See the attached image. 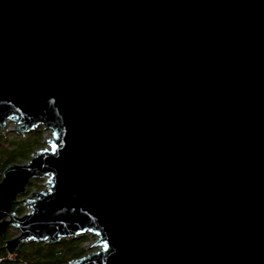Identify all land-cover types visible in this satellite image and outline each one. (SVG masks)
I'll return each instance as SVG.
<instances>
[{"label": "water", "instance_id": "95a60500", "mask_svg": "<svg viewBox=\"0 0 264 264\" xmlns=\"http://www.w3.org/2000/svg\"><path fill=\"white\" fill-rule=\"evenodd\" d=\"M10 121L50 131L1 174L10 254L91 234L68 264H264V0H0Z\"/></svg>", "mask_w": 264, "mask_h": 264}, {"label": "trees", "instance_id": "16d2710c", "mask_svg": "<svg viewBox=\"0 0 264 264\" xmlns=\"http://www.w3.org/2000/svg\"><path fill=\"white\" fill-rule=\"evenodd\" d=\"M43 144L41 129L32 131L25 136L8 138L0 132V179L3 170L13 163H23L40 149ZM37 181L31 180L27 193L32 190ZM24 209L16 210L21 215ZM11 238V233L6 230L0 234V264H68L71 260L78 259L88 254L83 245L88 242V235L78 239L63 238L58 243H22L12 254L4 247V241Z\"/></svg>", "mask_w": 264, "mask_h": 264}, {"label": "rangeland", "instance_id": "374dc122", "mask_svg": "<svg viewBox=\"0 0 264 264\" xmlns=\"http://www.w3.org/2000/svg\"><path fill=\"white\" fill-rule=\"evenodd\" d=\"M16 126L17 125L14 122H11V121L7 122L5 128L3 130H0V132L2 133V135L6 136L8 138H12L13 136L22 137V136H25L26 134H28V133H26V134L19 133L16 130ZM39 129H41V131H42L43 144H42L41 148H43V147L46 146L45 140L50 137V131L49 130L44 131L42 127H39ZM33 181H37V182H35V184H33L32 190L30 192L27 193V191H26V193L24 195H21V196L18 197L19 203H21L27 197V195H29L33 190L40 191V190H42L45 187V185H47V182H46L45 179H33ZM19 206L24 209V212H27V211L30 210L25 205H19ZM8 230L11 233V238L15 237L17 235V231H15V229L8 228ZM85 235H88V242L84 243L83 245L86 247L88 253H90V252H92V251L97 249L95 247H92V244L95 241V237L92 236L91 234H85Z\"/></svg>", "mask_w": 264, "mask_h": 264}, {"label": "snow or ice", "instance_id": "6c2138e0", "mask_svg": "<svg viewBox=\"0 0 264 264\" xmlns=\"http://www.w3.org/2000/svg\"><path fill=\"white\" fill-rule=\"evenodd\" d=\"M105 248H107V244H105Z\"/></svg>", "mask_w": 264, "mask_h": 264}]
</instances>
